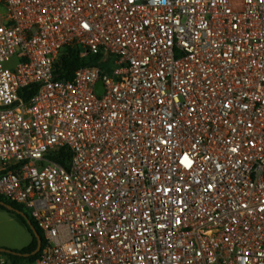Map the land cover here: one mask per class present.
I'll use <instances>...</instances> for the list:
<instances>
[{
    "label": "built area",
    "instance_id": "built-area-1",
    "mask_svg": "<svg viewBox=\"0 0 264 264\" xmlns=\"http://www.w3.org/2000/svg\"><path fill=\"white\" fill-rule=\"evenodd\" d=\"M0 4V196L43 236L30 264H264V0ZM66 48L96 65L58 80Z\"/></svg>",
    "mask_w": 264,
    "mask_h": 264
},
{
    "label": "trees",
    "instance_id": "trees-1",
    "mask_svg": "<svg viewBox=\"0 0 264 264\" xmlns=\"http://www.w3.org/2000/svg\"><path fill=\"white\" fill-rule=\"evenodd\" d=\"M94 65H96V58H93L90 56H87L85 58H79V56L71 48H66L65 50L62 51V53L59 55V57L55 61L54 69H55V74L58 80H69L73 77L74 71L77 70L78 68L85 67V66H94ZM36 90H37V87L31 86L29 88L22 90L20 92V96L24 101H28L29 98L36 92ZM0 202H4L14 207L16 210L23 212L27 216V218L31 221L30 216L25 213L26 210L22 208L21 206L11 203L10 201H8L6 198L2 196H0ZM0 209L7 211L2 206H0ZM9 213L15 216V218L22 224V226L26 229V231L31 237L30 244L27 247L21 249L20 251H16V252L21 253V254L32 253L37 247V242H36V239L32 236L31 231L27 227L26 221L21 216L16 215L14 212H9ZM32 225L36 228L37 232L39 233L41 237V240H42L41 248H43L45 244L43 236L33 223ZM1 255L6 259L5 261L6 264H21V263L30 264L35 259H37L39 253L29 258H22V257H17V256H12V255H5V254H1Z\"/></svg>",
    "mask_w": 264,
    "mask_h": 264
},
{
    "label": "rangeland",
    "instance_id": "rangeland-1",
    "mask_svg": "<svg viewBox=\"0 0 264 264\" xmlns=\"http://www.w3.org/2000/svg\"><path fill=\"white\" fill-rule=\"evenodd\" d=\"M2 15L3 10L0 7V17ZM16 64L17 62L13 59L10 63L6 64V67L12 68ZM25 213L29 215V212L25 211ZM30 242V235L15 216L0 209V250L20 251L27 247ZM0 260L6 261L1 254Z\"/></svg>",
    "mask_w": 264,
    "mask_h": 264
},
{
    "label": "water",
    "instance_id": "water-1",
    "mask_svg": "<svg viewBox=\"0 0 264 264\" xmlns=\"http://www.w3.org/2000/svg\"><path fill=\"white\" fill-rule=\"evenodd\" d=\"M102 93H103L102 85L100 82H98L96 85V94L98 96H100ZM0 206L4 207L9 212H14L16 215L21 216L26 221L27 227L29 228L32 236L36 239V242H37L36 249L30 254H21V253L9 251V250H0V254L12 255V256H17V257H22V258H29L31 256L36 255L39 252V250L41 249L42 240H41V237H40L39 233L37 232L36 228L32 225L31 221L27 218V216L23 212L16 210L14 207H12V206L4 203V202H0Z\"/></svg>",
    "mask_w": 264,
    "mask_h": 264
},
{
    "label": "crops",
    "instance_id": "crops-1",
    "mask_svg": "<svg viewBox=\"0 0 264 264\" xmlns=\"http://www.w3.org/2000/svg\"><path fill=\"white\" fill-rule=\"evenodd\" d=\"M0 7L3 10V15L0 17V22H1L5 19V9L3 8V6L1 4H0Z\"/></svg>",
    "mask_w": 264,
    "mask_h": 264
}]
</instances>
